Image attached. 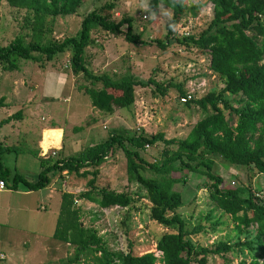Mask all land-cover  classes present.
Returning a JSON list of instances; mask_svg holds the SVG:
<instances>
[{
  "label": "trees",
  "instance_id": "16d2710c",
  "mask_svg": "<svg viewBox=\"0 0 264 264\" xmlns=\"http://www.w3.org/2000/svg\"><path fill=\"white\" fill-rule=\"evenodd\" d=\"M17 9L31 11L30 40L24 44L17 36L6 46H0L2 69L15 67L10 57L41 63L50 61L56 55L68 52L69 69L72 75L82 74L90 85L99 83L98 88L84 87L90 104L97 110L109 114L115 108H126L133 102L135 86L153 84L154 89L163 94L170 84L159 86L151 80L141 81L130 73L122 75L94 74L85 65L84 49L92 43L90 31L99 28L111 34L121 33L133 44H142L140 35L131 31L130 18L109 20L103 7L93 9L80 20L74 36L61 41L44 40L43 34L50 28H43L44 19L58 15L73 14L81 0H6ZM171 9L172 15L166 21L165 42L153 40L164 47L176 42L184 46H195L203 55L204 68L223 80L217 91H207L198 98L189 99L185 104L195 103L202 110L209 108L197 119L187 135L182 139H165L162 133L127 134L125 130H112L101 142L87 146L74 156L55 159L40 158L41 169L32 180L10 170L0 162V181L8 189L15 190L19 184L28 190H39L50 183L55 173L88 174L87 167H97L103 160L112 156L115 147L119 148L125 160L127 180L132 178L144 189L143 198L149 203V218L167 230L159 235L154 249L160 252L135 254L127 244V251L108 250L100 244L93 231L84 228L80 222L78 208L74 200H85L101 209L111 207L126 208L131 204L129 194L105 188H96L94 179L86 181V190L77 193L61 192L53 238L74 247L71 260L77 261L81 252L94 253L92 264H206L208 256L222 255L238 249L245 250L247 264H264V205L250 191L249 185L225 186L221 175L212 171L213 161L209 155H216L230 165L254 170L264 180V0H208L185 7L181 0H162ZM209 8L211 17L197 35L177 38L172 35V27L184 13L195 15ZM44 31V32H43ZM46 31V32H45ZM178 96L184 92L176 86ZM224 111L230 119H226ZM19 110L0 119V127L10 119H17ZM174 145L172 151L165 150L161 161H145L140 151L145 145L155 142ZM15 145L0 143V154L16 152ZM142 169L153 172L156 177L145 178ZM92 176L95 171L89 172ZM193 175L201 177L199 187L206 191L209 221L210 213L219 210L230 217L237 233L244 232L242 241L233 243L217 241L212 247L196 246L187 235H195L206 230L214 231L218 222L204 226L196 224L186 228L175 210L189 202L183 199L175 184H184ZM9 180V181H8ZM8 182V183H7ZM206 206V207H207ZM97 254V255H96ZM69 261V259L67 260Z\"/></svg>",
  "mask_w": 264,
  "mask_h": 264
},
{
  "label": "rangeland",
  "instance_id": "374dc122",
  "mask_svg": "<svg viewBox=\"0 0 264 264\" xmlns=\"http://www.w3.org/2000/svg\"><path fill=\"white\" fill-rule=\"evenodd\" d=\"M207 1L181 0L185 7ZM99 7H105L104 12L109 20L117 21L123 17L130 18L131 31L139 34L144 43L127 42L123 38L125 25L121 27L119 34H111L99 28H93L90 31V37L93 41L84 49L87 69L94 74L122 75L130 73L141 81L149 79L161 87H164L165 84H170V86L165 89L163 94L158 93L151 83L135 86L133 89L134 98L130 106L115 108L108 115L101 111H96L92 115L88 111L89 97L84 93V87H91L92 85L82 74L72 75L70 73L68 52L58 54L50 61L42 60V63L48 64L50 62L58 70L59 77L55 80V77L52 76L50 80L54 84H49L51 88L48 87V84L45 88L40 85L31 94L34 99L33 97L29 98L30 100L27 99L30 102L32 99L33 101H40L42 95L49 97L48 104L43 106L42 110L36 111L37 114L33 120L38 127L40 125L46 126L47 121L52 118L53 122L48 125H60L65 131L64 150L57 155L48 157L50 161H47V164L55 159L76 155L86 146L105 139L112 130L122 129L129 135L139 132L147 135L159 132L165 139H182L187 135L195 121L210 110L206 108L204 111L193 102L181 104L176 86H180L185 91L186 88H194L193 84L201 81L206 92L210 90L217 92L223 86L221 78L204 68L203 55L195 46H184L172 41L162 48L153 41L165 42V23L172 15L171 9L165 6L162 0H81L79 7L73 14L44 19L43 28L48 27L50 31L49 33L45 31L43 41L46 39L61 41L65 37L74 36L79 29L81 18L89 11ZM31 16V11L17 9L8 5L6 0H0V46L8 45L17 36L22 38L24 44H27L30 40ZM210 17L211 13L208 7L198 11L195 15L184 13L172 27V35L177 38L190 34L197 35L201 29L205 28ZM260 22L264 26L262 18ZM10 60L14 61L16 65L21 59L10 57ZM6 64L0 63V71L2 65ZM58 81H60L59 84ZM99 86V83H95L92 87L98 88ZM22 94L18 98V91L14 96H11L14 101L11 104H20L23 96H25ZM66 97L67 100H65ZM25 100L23 98V104L26 102ZM16 104L7 106L5 109L10 107V111L15 112L18 109ZM3 109L0 108V119L5 116ZM21 112L20 109V118ZM224 115L226 119H230L225 111ZM27 117L31 119V115ZM13 120L16 121L17 119ZM34 122L31 121L28 131H25L24 125L21 126L22 121L18 123L17 139L5 142L7 145H15L18 150L0 154V162L11 173L16 171L30 180L36 177L40 169L38 159L33 153L37 139V132L36 134L35 131L31 132ZM88 125H90L88 130L90 132L85 133L77 142L65 145L66 140L70 138L69 136L78 131L80 135L84 134ZM43 134L45 148L58 143L59 130L49 128L42 132V136ZM52 138H54V143ZM41 142L42 138L40 149L42 148ZM174 148V145L166 147L157 141L144 147L140 154L147 162L161 161L164 157V151H172ZM41 154L44 152L41 151ZM209 158L213 161L212 171L222 176L225 186L248 184L253 195L264 205V180L260 174H256L250 168L230 165L216 155H209ZM82 170L88 172L84 177L65 172L58 177H52L53 187L56 190H73L77 193L86 190V181L93 177L96 188L125 192L129 194L131 204L126 208L101 209L93 203L77 200L75 207L78 208L81 225L93 231L100 244L108 250L127 251V244H129L130 250L135 254L155 252L156 239L161 233L171 230H167L149 218L150 205L142 197L144 189L134 179L127 180L122 151L115 147L112 156L105 158L100 165L87 167L79 172ZM91 171H95L93 176L89 173ZM140 174L145 178L156 177L153 172L147 169H142ZM201 181V177L190 175L184 184L174 185V189L180 191L183 199L189 202L177 208L175 212L182 218L187 229L196 224L207 226L214 221H217L218 224L214 225V231L206 230L195 235H187V237L194 245L207 247H212V244L217 241L229 243L236 240L242 241L244 232L237 233L234 223L231 222L227 214L215 210L210 213L209 221L206 220L205 215L208 213V206L206 191L199 187ZM44 195V193H38L36 196L30 197L28 212L38 221V225H41L43 235L46 236L42 240L45 244L44 248L47 246L49 251L47 253L38 252L35 259L30 254L29 257L27 256L28 262L26 264H31L32 261L35 264H92L94 258L92 251L84 250L77 261L71 260L74 255V247L66 246L62 241L49 236L48 227L53 225L57 205L56 201L48 200ZM39 205H42L44 209H39ZM33 224L34 222H30L25 226L27 231L33 229ZM30 237L28 236L26 239L28 242ZM29 245L27 243L25 249L28 248L29 250ZM20 250L24 251L23 246H19L18 250L14 251L9 246L0 244V252L5 256V259L0 260V264H19L17 259H19L18 251ZM68 259L69 261H67ZM247 262L248 256L245 250L240 252L238 249H233V251L222 255L208 256L206 264H247Z\"/></svg>",
  "mask_w": 264,
  "mask_h": 264
},
{
  "label": "crops",
  "instance_id": "0c3cea01",
  "mask_svg": "<svg viewBox=\"0 0 264 264\" xmlns=\"http://www.w3.org/2000/svg\"><path fill=\"white\" fill-rule=\"evenodd\" d=\"M58 74H59L58 70L55 67H53L50 62H48V64L42 63V62L37 63V62H32L30 60H25V59L19 60L12 70L2 69L0 71V108H4L3 110L5 112L4 113L5 116L2 117L1 119L6 118L10 116L12 113H14L10 111V107H8L9 109L7 110L5 109L7 108V106H14L16 104V103L14 105L11 104L14 102L11 96H14L19 91L18 98H20L21 97L20 94L23 93L22 96L25 95L23 96V98L26 99L25 100L26 102L24 104H23V98L22 100L20 99L22 101V102L20 101V104H16V107H18L17 110H19V112H20V109L22 110L21 118L19 116L16 121L13 119H10L8 122L1 125L0 143L6 144L5 142L8 140H13L15 138L17 139V135H18L17 125L19 127L18 123H20L21 121H22L21 126L23 125L25 126L24 127V129H26L25 131L29 130L28 126L30 125L31 121L34 122L33 119H34V116L37 114L36 111L42 110L43 106L48 104V99H49L47 95L46 96L42 95L40 97V101H33L34 97L31 95L32 92L35 89H37L40 85L44 86L45 88L47 84L48 85L54 84L50 79L52 76L55 77V80L56 78L58 79L59 77ZM57 83L59 84L60 81H58ZM48 87L51 88L50 85ZM32 97H33L32 101L29 102L27 99L32 98ZM65 100H67V97L65 98ZM16 102L19 103V101H16ZM92 109H95V108L92 107L91 104H89L88 111H90L92 115L93 113H96V111L99 112V110L97 109L94 110L95 112L92 111ZM30 115H31L30 117L31 119L27 117ZM50 122H53L52 118L47 121L46 126L40 125L38 127H36L37 124L36 122H34L36 125L34 124L33 130L31 131V132L35 131V134L37 132L36 145H35V150H33V153H34V156L38 159V163H39L40 158H42L41 151H43L45 154L47 150L51 149V150H54L55 154L57 155L59 152L64 150L63 142H64V132L65 131L63 127L60 125H55V124L48 125ZM90 125H88L85 128L86 131L84 132V134L80 135L78 131L76 133H73L71 136H69L70 138L66 140L65 145L71 142L73 143L77 142V140L80 139V137H83L85 133L90 132L88 131L90 128L89 127ZM49 128L59 130L60 137H59L57 144L49 145L48 148H45L44 134L42 136V132L45 129H49ZM41 138H42V142H41L42 148L40 149ZM52 139L54 143V138ZM88 146H91V145H88ZM70 156H74V155H70ZM40 169H41V166H40ZM59 175H63V172L57 173V174L55 173L53 178L55 176L58 177ZM21 186L23 185L19 184L17 186V189L11 190V189H8L5 184H3V188L0 189V244L9 246L14 251H17L19 246H23L24 251L22 250L18 251L20 255L17 261L19 262V264H26L28 262L27 256L29 257L30 254L32 255V258L35 259L38 252L47 253L49 251L47 246L46 248H44L45 244L42 240L43 238H46V236L43 235L41 225H38V221L34 219L32 216H30V213L28 212L30 197L32 195L36 196V194L38 193H44L45 194L44 196L46 199L48 200L52 199L53 201H56L57 209L55 211L54 222L52 226L48 227L49 236L53 238L52 234L54 231L55 221H56V217L58 213V207L60 203V194L61 192H64V191L71 192V193H75V192H73V190H58V189L56 190L55 187H53L52 181H50L48 186L42 189H39V190H34V191L28 190L25 186L23 187ZM38 208L42 210L44 209L42 205H39ZM30 222H34L33 229L31 231H27L25 226H27ZM29 232H32V233L30 234ZM28 236H31L29 242L26 240ZM27 243L30 244L29 250L28 248L25 249V245ZM64 244L66 246H71L67 243H64ZM0 254L2 253L0 252ZM2 259H5L4 255H3V258H0V260ZM31 264H35V262L32 261Z\"/></svg>",
  "mask_w": 264,
  "mask_h": 264
},
{
  "label": "built area",
  "instance_id": "2783aa9c",
  "mask_svg": "<svg viewBox=\"0 0 264 264\" xmlns=\"http://www.w3.org/2000/svg\"><path fill=\"white\" fill-rule=\"evenodd\" d=\"M143 18H144V16H143ZM200 82L198 81L197 84H195V85L193 84L194 88H192V89H187L186 88V90L184 92V95L180 96V98H179V101H180L181 104L186 103L189 99L198 98V97H200V96H202V95H204L206 93V88H205V86H203V82H201V84L198 85V83H200ZM195 88H196V90H195ZM198 91L201 92V93H199ZM145 147H147V145H145ZM54 155H55V151L54 150H50L49 152L47 150V152L45 154H41V157L47 158V157H50V156L52 157ZM2 188H3V183L0 181V189H2ZM74 203H77V200H74ZM153 254H154L155 257H159L160 256V252H158L157 250H155V252H153ZM0 258H3L2 254H0Z\"/></svg>",
  "mask_w": 264,
  "mask_h": 264
}]
</instances>
